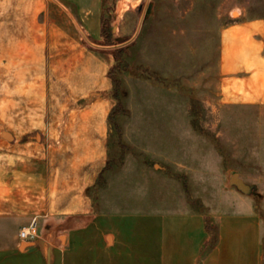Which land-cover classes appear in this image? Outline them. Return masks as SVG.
<instances>
[{
    "label": "crops",
    "instance_id": "crops-1",
    "mask_svg": "<svg viewBox=\"0 0 264 264\" xmlns=\"http://www.w3.org/2000/svg\"><path fill=\"white\" fill-rule=\"evenodd\" d=\"M102 14L99 0H0V264H264L257 211L218 201L205 212L186 195L214 184L223 155L204 156L202 189L192 155H159V168L152 155L111 163ZM218 68L214 105L228 136L226 121L264 117V16L221 26ZM233 143L226 155L255 153ZM154 191L178 199L152 207ZM34 218L37 237L22 240Z\"/></svg>",
    "mask_w": 264,
    "mask_h": 264
},
{
    "label": "rangeland",
    "instance_id": "rangeland-1",
    "mask_svg": "<svg viewBox=\"0 0 264 264\" xmlns=\"http://www.w3.org/2000/svg\"><path fill=\"white\" fill-rule=\"evenodd\" d=\"M100 6L108 25L99 36V50L111 77L119 81V98L114 97L123 105L113 108L109 120L111 163L120 164L125 155H152L149 164L159 168V155H192L200 164L194 171L200 172L202 189L204 156L223 155L216 164L214 184L198 192L185 186L191 206L207 212L208 204L240 202L224 208L257 211L264 240V117L253 113L232 119V125L226 121L231 126L227 136L214 105L220 28L234 20L264 16V0H99ZM156 84L173 94L159 95ZM234 139L232 152L247 147L255 153L226 155L225 147ZM259 150L263 155L256 154ZM225 168L232 169L233 179L218 178ZM170 195L172 199L152 192V200L157 198L152 207L160 206V196L178 199L177 193Z\"/></svg>",
    "mask_w": 264,
    "mask_h": 264
},
{
    "label": "built area",
    "instance_id": "built-area-1",
    "mask_svg": "<svg viewBox=\"0 0 264 264\" xmlns=\"http://www.w3.org/2000/svg\"><path fill=\"white\" fill-rule=\"evenodd\" d=\"M38 225L36 219H32L29 223L22 225L19 231L20 238L25 241L33 240L37 237Z\"/></svg>",
    "mask_w": 264,
    "mask_h": 264
},
{
    "label": "trees",
    "instance_id": "trees-1",
    "mask_svg": "<svg viewBox=\"0 0 264 264\" xmlns=\"http://www.w3.org/2000/svg\"><path fill=\"white\" fill-rule=\"evenodd\" d=\"M107 17H105L102 21V32L103 34H105L106 30H107V25H108V21H107ZM114 50H118V49H114ZM115 82V90H114V96L117 97V99L119 98V92H118V87L119 86V81H117L118 79H114ZM115 107L117 108H123L122 102L120 100H118V102L116 103ZM102 177V176H101Z\"/></svg>",
    "mask_w": 264,
    "mask_h": 264
},
{
    "label": "water",
    "instance_id": "water-1",
    "mask_svg": "<svg viewBox=\"0 0 264 264\" xmlns=\"http://www.w3.org/2000/svg\"><path fill=\"white\" fill-rule=\"evenodd\" d=\"M150 10H151V9H150V7H149V8H148V10H147V13H149V12H150Z\"/></svg>",
    "mask_w": 264,
    "mask_h": 264
}]
</instances>
